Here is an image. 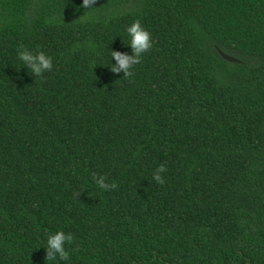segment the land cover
<instances>
[{"label":"trees","instance_id":"1","mask_svg":"<svg viewBox=\"0 0 264 264\" xmlns=\"http://www.w3.org/2000/svg\"><path fill=\"white\" fill-rule=\"evenodd\" d=\"M81 4L0 0V264L59 230L68 264H264V0ZM135 20L154 47L113 74Z\"/></svg>","mask_w":264,"mask_h":264},{"label":"clouds","instance_id":"2","mask_svg":"<svg viewBox=\"0 0 264 264\" xmlns=\"http://www.w3.org/2000/svg\"><path fill=\"white\" fill-rule=\"evenodd\" d=\"M97 0H82V4L77 9H84V15H89L91 10L95 9ZM128 40L125 45L131 49V52L119 50H111L110 71L113 74L123 73V77H130L133 74L136 65L140 64L145 54L149 53L154 47L153 34L140 22L133 21L125 29ZM18 59L22 64V68L26 69L29 75L43 77L45 73L51 72L53 69V57L43 51H33L29 48L18 50ZM115 61V63H113ZM167 168L161 164L155 169L152 180L157 184L165 183V174ZM93 179L97 187L102 191H111L117 188L115 182H107L106 175H94ZM75 241V237L70 232L63 230L56 231L47 236L46 243L43 246L46 250V264H68L72 252L69 246ZM75 251V249H72Z\"/></svg>","mask_w":264,"mask_h":264},{"label":"water","instance_id":"3","mask_svg":"<svg viewBox=\"0 0 264 264\" xmlns=\"http://www.w3.org/2000/svg\"><path fill=\"white\" fill-rule=\"evenodd\" d=\"M221 55H222V57H223L225 60H227L228 62H238L237 59H235V58H233V57H230V56H228V55H226V54H224V53H221Z\"/></svg>","mask_w":264,"mask_h":264}]
</instances>
